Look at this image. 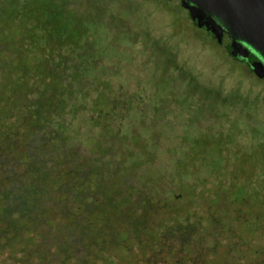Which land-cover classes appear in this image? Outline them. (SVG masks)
<instances>
[{"label": "trees", "instance_id": "1", "mask_svg": "<svg viewBox=\"0 0 264 264\" xmlns=\"http://www.w3.org/2000/svg\"><path fill=\"white\" fill-rule=\"evenodd\" d=\"M34 3L26 1L29 12L14 6L7 13L0 0V104H11L0 119V249L15 243L25 247L39 237L36 247H25L27 255L36 249L45 263L55 247L57 254L51 256L60 258V264H72L73 252L88 245L104 247L116 234L128 239L146 237L151 219L161 243L166 237L164 210L169 199L165 204L163 198L138 190L139 182L168 184L171 194L178 180L184 184L182 177L195 172L194 161L176 156L164 183L150 180L146 156L153 145L148 138L155 139V129L143 127L147 131L141 135L133 122H122L135 109L146 122L145 99L125 95L127 83L122 85L111 70L103 73L102 58L92 53L84 11L77 13L67 0H46L44 24L38 26ZM24 44L36 56L30 65L28 52L21 47ZM10 73L24 81L19 84L22 89L11 81L3 84L1 77ZM168 98L172 104L174 98ZM201 109L205 115L213 110L209 104ZM227 136L219 130L215 142L219 157L203 168L220 175V187L232 180L229 171H216L230 168L233 160ZM200 152L206 154L207 149L193 147L188 154ZM211 178L198 176L188 188L201 191ZM121 225L126 232L118 229Z\"/></svg>", "mask_w": 264, "mask_h": 264}, {"label": "rangeland", "instance_id": "2", "mask_svg": "<svg viewBox=\"0 0 264 264\" xmlns=\"http://www.w3.org/2000/svg\"><path fill=\"white\" fill-rule=\"evenodd\" d=\"M2 1L7 13L14 6L23 12L30 11L25 4L27 0ZM45 1L34 3L38 26L44 24ZM67 3L77 13L85 12L83 18L93 41L92 53L102 58L103 73L111 70L122 85L127 83L128 92L122 91L125 95L145 99L147 121H142L135 109L122 122L124 125L133 122L141 135L146 130L143 127L155 129V139L148 138L154 146L146 156L150 180L164 183L174 169L176 156L191 159L195 164V172L189 171L182 177L184 184L178 180L171 194L172 187L168 184L150 181L148 186L144 184L147 189L139 182L138 190L163 198L165 204L169 199L164 210L166 237L161 243L154 233L155 221L146 220L149 233L146 237L134 235L128 239L124 234H116L110 245L79 248L69 262L264 264V79L250 74L245 63L231 58L207 32L193 25L175 0H67ZM21 47L28 52L30 65L36 56L26 44ZM91 75L89 68L88 79ZM16 78L10 73L1 80L4 85L11 81L22 89L19 84H25L24 81ZM170 95L174 98L172 104ZM203 104H209L215 112L205 115ZM10 106L0 104V119ZM219 130L229 135L226 140H231L233 158L230 168L216 169L218 173L229 171L232 176L229 184L223 183L221 187L217 186L220 175L203 169L219 157L215 146ZM193 147L205 148L207 153L188 154ZM248 154L251 155L247 157ZM198 176L212 177L214 185L210 181L203 190L191 192L188 183ZM220 188L223 195L218 201ZM243 196H247L246 201H241ZM179 215L182 221H176ZM118 229L127 231L122 225ZM39 243L37 237L25 247H36ZM25 247L15 243L0 249V264H40L41 253L33 249L27 255ZM54 253L57 254L55 247L46 262L41 263L60 264V258L51 256Z\"/></svg>", "mask_w": 264, "mask_h": 264}, {"label": "water", "instance_id": "3", "mask_svg": "<svg viewBox=\"0 0 264 264\" xmlns=\"http://www.w3.org/2000/svg\"><path fill=\"white\" fill-rule=\"evenodd\" d=\"M195 25L205 28L220 43L231 27L227 52L264 79V0H182ZM208 11L217 15L211 20Z\"/></svg>", "mask_w": 264, "mask_h": 264}, {"label": "flooded vegetation", "instance_id": "4", "mask_svg": "<svg viewBox=\"0 0 264 264\" xmlns=\"http://www.w3.org/2000/svg\"><path fill=\"white\" fill-rule=\"evenodd\" d=\"M176 1L178 2V3H177L178 5H180L181 7H183V9H185L187 15L189 16V20L191 21V23H193V25H195V23L193 22V20H192L190 14H189V10H188L187 8H185V7L182 5V3H181L182 0H175V2H176ZM207 13L209 14L211 20H213V21H214V20H217V15H216V14H214V13L211 12V11H208ZM220 22H221V24H222L223 26L226 27V29H228V30H225L224 33H223V41H222V43H220L216 38H214V37H213V36H212V35H211V34H210L205 28L199 27V26H197V25H195V26L198 27V28H201V29H203L205 32H207V34L210 35L211 38L217 42V44H219V45H221L222 47H224V48L226 49V51H227V46H228L229 42L231 41V38H230V31H229V30H231V27H228L227 24H224V23H223V20H220ZM227 53H228V52H227ZM109 245H110V244H109Z\"/></svg>", "mask_w": 264, "mask_h": 264}]
</instances>
